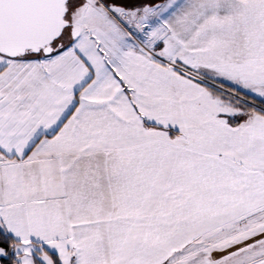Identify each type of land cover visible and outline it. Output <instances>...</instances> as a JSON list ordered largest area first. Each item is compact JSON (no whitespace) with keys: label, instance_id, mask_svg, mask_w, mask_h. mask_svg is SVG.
<instances>
[{"label":"snow or ice","instance_id":"6c2138e0","mask_svg":"<svg viewBox=\"0 0 264 264\" xmlns=\"http://www.w3.org/2000/svg\"><path fill=\"white\" fill-rule=\"evenodd\" d=\"M0 264H264V0H0Z\"/></svg>","mask_w":264,"mask_h":264}]
</instances>
